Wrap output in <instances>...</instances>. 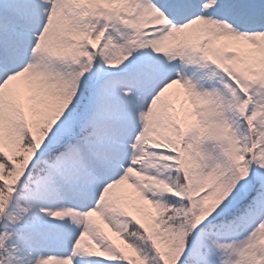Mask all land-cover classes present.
Segmentation results:
<instances>
[{"label":"snow or ice","instance_id":"snow-or-ice-1","mask_svg":"<svg viewBox=\"0 0 264 264\" xmlns=\"http://www.w3.org/2000/svg\"><path fill=\"white\" fill-rule=\"evenodd\" d=\"M0 264H264V0H0Z\"/></svg>","mask_w":264,"mask_h":264}]
</instances>
